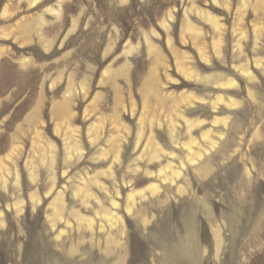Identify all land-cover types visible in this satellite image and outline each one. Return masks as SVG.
Masks as SVG:
<instances>
[{
    "label": "rangeland",
    "instance_id": "obj_1",
    "mask_svg": "<svg viewBox=\"0 0 264 264\" xmlns=\"http://www.w3.org/2000/svg\"><path fill=\"white\" fill-rule=\"evenodd\" d=\"M0 264H264V0H0Z\"/></svg>",
    "mask_w": 264,
    "mask_h": 264
},
{
    "label": "trees",
    "instance_id": "obj_2",
    "mask_svg": "<svg viewBox=\"0 0 264 264\" xmlns=\"http://www.w3.org/2000/svg\"><path fill=\"white\" fill-rule=\"evenodd\" d=\"M30 215H27L26 216V218L22 221L23 222V225L27 228V231H28V227L30 228L31 227V223H30V217H29ZM41 229V228H40ZM42 231H43V229H41ZM28 233V232H27ZM30 246V240L29 241H27L26 240V245H25V252H24V254H26V252H27V249H28V247Z\"/></svg>",
    "mask_w": 264,
    "mask_h": 264
},
{
    "label": "crops",
    "instance_id": "obj_3",
    "mask_svg": "<svg viewBox=\"0 0 264 264\" xmlns=\"http://www.w3.org/2000/svg\"><path fill=\"white\" fill-rule=\"evenodd\" d=\"M121 5L126 6L129 3V0H117Z\"/></svg>",
    "mask_w": 264,
    "mask_h": 264
}]
</instances>
